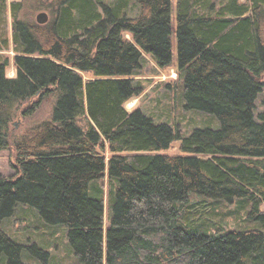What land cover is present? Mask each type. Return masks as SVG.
Here are the masks:
<instances>
[{
	"label": "trees",
	"instance_id": "1",
	"mask_svg": "<svg viewBox=\"0 0 264 264\" xmlns=\"http://www.w3.org/2000/svg\"><path fill=\"white\" fill-rule=\"evenodd\" d=\"M35 1L43 22L9 5L15 74L0 60V148L23 102L36 98L25 115L55 100L48 118L15 139L16 174H0V264H24V249L50 264L46 249L2 227L18 204L66 227L80 264H264V114H253L264 0ZM173 34L184 107L214 115L218 128L181 136L177 123L126 108L141 92L133 76L143 54L160 68L174 64ZM176 141L180 154L153 153ZM106 165L118 183L107 226L103 188L90 190ZM193 195L242 200L237 214L245 210L247 223L218 228L193 216Z\"/></svg>",
	"mask_w": 264,
	"mask_h": 264
},
{
	"label": "rangeland",
	"instance_id": "2",
	"mask_svg": "<svg viewBox=\"0 0 264 264\" xmlns=\"http://www.w3.org/2000/svg\"><path fill=\"white\" fill-rule=\"evenodd\" d=\"M21 3L19 16L27 20H36L40 12H44L36 6L35 0H6L4 7L0 9V60L8 59L6 72L9 76L15 74L13 56L15 52L12 48V14L9 8L10 2ZM175 2V0H174ZM175 22V7H174ZM46 13V12H45ZM47 15V14H46ZM126 37H130L126 35ZM173 39V60L174 64L167 68L158 67L154 61L146 54H143L142 66L133 76L134 83L141 86V92L132 97L127 103L128 110L139 109L149 116L155 123L178 124L181 136L189 135L197 127L218 128V119L209 113L199 110H188L184 107L182 86L177 78V41L175 34ZM84 79L92 78L89 73H82ZM262 86L254 101V118L260 120L259 115L264 114V73L261 76ZM36 98L23 102L16 116L10 125V144L0 148V174L3 176L15 175L17 172V151L14 141L25 133L28 128L37 122L49 117L55 96L45 97L36 110L31 114H22V110L30 106ZM153 153L176 155L179 152V141L173 143L169 149L153 151ZM106 157L110 152L105 150ZM104 177L92 180V187H102L104 199V225L110 222L111 206L115 200L117 181L110 180L108 168L104 171ZM94 185V186H93ZM91 194L93 195L92 191ZM193 199L187 201V208L195 217L203 218L213 222L218 228L242 227L247 222V213L242 209L238 215V209L242 200L236 198L229 202L222 199L205 198L200 195H193ZM226 224L221 226L220 224ZM2 227L7 234L18 242L27 245L35 243L46 249L49 253L48 262L50 264H80L74 252L70 248L67 239V228L63 226H52L45 224L37 211L24 204H18L11 217L2 221ZM24 264H42L36 258L22 250ZM1 261V257H0Z\"/></svg>",
	"mask_w": 264,
	"mask_h": 264
},
{
	"label": "water",
	"instance_id": "3",
	"mask_svg": "<svg viewBox=\"0 0 264 264\" xmlns=\"http://www.w3.org/2000/svg\"><path fill=\"white\" fill-rule=\"evenodd\" d=\"M38 22H43L46 20V13L45 12H40L37 17H36Z\"/></svg>",
	"mask_w": 264,
	"mask_h": 264
}]
</instances>
